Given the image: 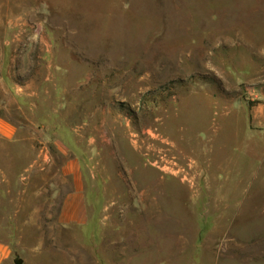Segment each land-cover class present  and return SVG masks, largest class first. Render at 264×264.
Instances as JSON below:
<instances>
[{
    "label": "rangeland",
    "instance_id": "374dc122",
    "mask_svg": "<svg viewBox=\"0 0 264 264\" xmlns=\"http://www.w3.org/2000/svg\"><path fill=\"white\" fill-rule=\"evenodd\" d=\"M0 115L3 264H264V0H0Z\"/></svg>",
    "mask_w": 264,
    "mask_h": 264
},
{
    "label": "crops",
    "instance_id": "0c3cea01",
    "mask_svg": "<svg viewBox=\"0 0 264 264\" xmlns=\"http://www.w3.org/2000/svg\"><path fill=\"white\" fill-rule=\"evenodd\" d=\"M23 140V131H19L17 127L10 124L8 118L0 115V264H3L9 259L10 245L7 238L6 220L8 214L4 210L3 203L8 201L10 196L8 168L3 164V154H7L9 144L19 145ZM34 167V165H30ZM30 170V168H28ZM15 184H23L25 175L21 173L14 179ZM77 209V208H76ZM10 218V216H9ZM62 221L64 224H71L74 221L82 222L83 215L81 209L74 210V194L70 192L64 200V209L62 212Z\"/></svg>",
    "mask_w": 264,
    "mask_h": 264
},
{
    "label": "trees",
    "instance_id": "16d2710c",
    "mask_svg": "<svg viewBox=\"0 0 264 264\" xmlns=\"http://www.w3.org/2000/svg\"><path fill=\"white\" fill-rule=\"evenodd\" d=\"M16 264H20V262L19 261H16Z\"/></svg>",
    "mask_w": 264,
    "mask_h": 264
}]
</instances>
